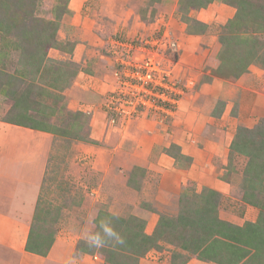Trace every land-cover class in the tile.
Returning a JSON list of instances; mask_svg holds the SVG:
<instances>
[{"label":"rangeland","instance_id":"374dc122","mask_svg":"<svg viewBox=\"0 0 264 264\" xmlns=\"http://www.w3.org/2000/svg\"><path fill=\"white\" fill-rule=\"evenodd\" d=\"M197 1L0 0V72L13 75L0 73V157H15L20 174L23 158L16 154H27L38 176L24 239L37 250L30 253L47 257L61 236L76 253L105 264H219L182 248L180 218L200 222L192 209L207 208L209 200L232 225L259 220L264 173L248 167L249 155L237 146L247 152L246 138L264 139V117L252 128L237 126L213 171L205 170L207 156L187 145L184 151L178 140L190 109L208 105L221 116L231 102L230 115L237 114L239 95L219 83L236 84L248 73L264 87V0H204L202 7ZM237 55L252 64L233 77L243 69ZM215 83V94L227 93L209 107ZM20 120L47 131L9 123ZM4 135L24 143L12 147ZM164 157L174 170L207 180L181 183L162 170ZM249 195L261 205L249 203ZM90 213L97 226L87 222ZM104 218L124 243L90 249L83 233L97 231ZM141 234L154 240L141 244Z\"/></svg>","mask_w":264,"mask_h":264},{"label":"crops","instance_id":"0c3cea01","mask_svg":"<svg viewBox=\"0 0 264 264\" xmlns=\"http://www.w3.org/2000/svg\"><path fill=\"white\" fill-rule=\"evenodd\" d=\"M253 78H255L253 75L247 73L246 76L241 77L236 84L219 83L222 87L233 89L236 91V94L239 95L238 100L241 106L238 107L237 114L232 115L231 113L232 116L230 115V112H232L231 102L228 103L226 111L221 116L212 115V109H207L208 105H202L198 106L196 109H190L189 112L192 115L190 114L187 116L186 121L183 120L181 130L184 131V134L181 131L182 133L179 136L182 137H180L182 140L178 141L181 143L183 150H188V148L191 149V146L195 151L193 154L197 153L196 155L198 156L208 157L205 170L212 169L213 171L214 166L211 162L218 159H225L220 156L224 155L231 146L237 126L244 125L252 128L254 124L257 123L256 121L264 117V87L257 88L252 81ZM216 84L218 83L211 86L213 89L212 92L210 91L211 100H207V102H209V107L212 106V102L220 100L223 93H227L220 92L215 94L214 90L216 87L218 88ZM191 116H195L197 120L192 122L190 119ZM177 121V119H174L173 126H176ZM3 125L8 126L10 124L5 122ZM2 137L4 140L6 139L9 141L12 147L16 143H24L23 141H18L15 137H9V135H4ZM142 140L143 142L147 141L145 137H143ZM198 144L199 146H197ZM185 145H187L188 148ZM199 147H201L200 150ZM26 156L27 154H16V160H22L23 158V161H20V166H22V172L21 170L20 172L22 174H19L15 170V166H19V162L16 163L12 161L15 157H9L6 162L0 157V169H2L0 171V264H69L70 260L74 261V264H105L97 257L90 255L82 256L76 253L70 241L67 242L68 238L66 239L61 236L57 239L53 248L50 249L48 256L45 258L38 257L24 250L26 243L24 239L29 233V227L27 225L31 223L33 216L30 211L35 205L37 201L36 195H38V176L32 172L35 169L34 164L28 165L30 162L27 161L28 158H26ZM166 159L167 158L164 157L165 161L163 162L158 159L161 165H163L162 167H165L162 168V170L170 173L172 176L179 175L181 183L198 180V185H201L207 180L203 176L201 178H191L188 173L183 170H174L172 167L174 164L173 160L170 158H168V160ZM202 172H204V170H201L200 173ZM190 178L192 180H190ZM177 181H179V179ZM221 182L222 181L217 180L214 182V185L221 186L223 189L226 188ZM210 183L212 182L210 181ZM178 185L179 184L176 182L173 187L177 189ZM16 243L20 246H14ZM139 264L156 263L145 260L141 261ZM198 264L203 263L198 262Z\"/></svg>","mask_w":264,"mask_h":264},{"label":"trees","instance_id":"16d2710c","mask_svg":"<svg viewBox=\"0 0 264 264\" xmlns=\"http://www.w3.org/2000/svg\"><path fill=\"white\" fill-rule=\"evenodd\" d=\"M197 6L202 7L206 5L204 0L197 1ZM241 6V4H240ZM251 6L255 5L252 4ZM242 8L239 7L238 15L236 16V20L240 19V15L242 14ZM256 15L260 14L259 11H256ZM261 16V14L259 15ZM233 25L234 21H233ZM46 33V32H45ZM231 56V55H230ZM238 63L237 66L243 68L241 72L234 73L233 77H238L242 74L245 67L252 63H246L244 66L242 64V57L241 55L236 56ZM23 58H21L20 63H23ZM28 60V59H27ZM33 60V58L31 59ZM25 62V61H24ZM250 62H253L250 60ZM1 75H12L9 72H0ZM13 76V75H12ZM6 79V77H5ZM11 124L17 126H23L31 129H35L38 131H47L43 125L36 126V125H26L27 123L24 120L16 121V122H9ZM245 130V129H244ZM261 134V133H260ZM244 144L247 147L248 151L243 152L240 146H237V149L241 151L243 154L249 155V162L248 167H253L254 164H257L260 170V173H264V139H259V142L256 141L254 138L253 140L245 139ZM234 145V143H233ZM244 154V155H245ZM250 169H247V172ZM264 179V176H263ZM264 185V183H263ZM209 194L217 195L219 194L216 191L210 190L208 191ZM249 195V203L253 205L260 206L261 203H257L254 200H251ZM205 206L207 208L201 209L196 207L192 209L193 214H195L199 219H185L180 218V224L186 226L184 227V231L187 233V236L181 235L180 242L183 239L182 248L189 251V249H193L196 251L198 250L199 255L208 261H214L215 263L219 264H258L257 261L263 259L264 260V212L261 213L259 220L256 223H247L244 227H238L232 225L226 221L219 219L218 213L216 212V207H211L209 204V200L206 201ZM189 226V232L187 227ZM182 230V231H183ZM189 234V235H188ZM138 235V233H137ZM138 237V236H137ZM154 239L150 236H146L141 234L139 237V242L148 244L150 241ZM30 241L27 243V247L25 249L29 252H36L37 250L34 248L31 249L29 245ZM145 244V245H146ZM212 251V253H208V251ZM212 254V255H211ZM221 255V256H220ZM127 256V255H126ZM128 257V256H127ZM223 258L224 261L220 260ZM125 258V257H122ZM123 264V263H121ZM127 264H130L128 261Z\"/></svg>","mask_w":264,"mask_h":264},{"label":"clouds","instance_id":"9594fccd","mask_svg":"<svg viewBox=\"0 0 264 264\" xmlns=\"http://www.w3.org/2000/svg\"><path fill=\"white\" fill-rule=\"evenodd\" d=\"M87 222L93 224V226H97L96 218L92 213L89 214ZM83 239L90 249H102L109 243L113 246L124 243V238L116 231L109 218L99 220L97 231H85ZM69 264H74V261L70 260Z\"/></svg>","mask_w":264,"mask_h":264},{"label":"built area","instance_id":"2783aa9c","mask_svg":"<svg viewBox=\"0 0 264 264\" xmlns=\"http://www.w3.org/2000/svg\"><path fill=\"white\" fill-rule=\"evenodd\" d=\"M150 76H151V75H149V77H150ZM145 83L147 84V81H145ZM148 87H150V86H148ZM148 87H147V88H148Z\"/></svg>","mask_w":264,"mask_h":264}]
</instances>
